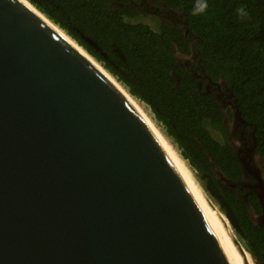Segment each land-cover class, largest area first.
I'll use <instances>...</instances> for the list:
<instances>
[{
	"label": "water",
	"instance_id": "obj_1",
	"mask_svg": "<svg viewBox=\"0 0 264 264\" xmlns=\"http://www.w3.org/2000/svg\"><path fill=\"white\" fill-rule=\"evenodd\" d=\"M0 264H234L134 106L21 0H0Z\"/></svg>",
	"mask_w": 264,
	"mask_h": 264
},
{
	"label": "trees",
	"instance_id": "obj_2",
	"mask_svg": "<svg viewBox=\"0 0 264 264\" xmlns=\"http://www.w3.org/2000/svg\"><path fill=\"white\" fill-rule=\"evenodd\" d=\"M30 1L151 107L199 173L210 171L212 157L222 172L238 180L242 169L236 153L208 128L221 129L218 101L199 91L194 73L177 56L178 51L186 56L194 49L196 64L201 58L210 78H224L232 85L243 115L257 128L264 157V0H207L209 7L200 15L192 14L196 0H152L180 11L185 26L170 22L143 0ZM241 6L248 14L244 18L237 11ZM148 15L160 20L158 30L138 20ZM197 70L204 73L201 67ZM225 194L251 254L262 260L264 229L252 220L243 195ZM248 199L261 211L257 196L249 194Z\"/></svg>",
	"mask_w": 264,
	"mask_h": 264
},
{
	"label": "flooded vegetation",
	"instance_id": "obj_3",
	"mask_svg": "<svg viewBox=\"0 0 264 264\" xmlns=\"http://www.w3.org/2000/svg\"><path fill=\"white\" fill-rule=\"evenodd\" d=\"M142 3L150 6L155 12L160 11L163 14L162 17L168 18L170 22L182 23L185 26L186 22L180 11L171 9L165 5H155L152 3V0H143ZM154 8L157 10H154ZM186 56L190 57V59L183 60H185L187 68L194 73L199 91L204 95H210V97L215 98L220 107L219 110L221 112L219 115L222 114L221 129H215L210 124L208 128L217 141L230 144L232 150L237 155L239 166L242 169L240 179L233 180L222 172L219 164L211 157L212 164L210 165V171L207 173L212 175L214 181L224 194L228 192L243 195L248 201L252 220L263 228L262 223H260L262 210L258 211L248 199L249 194L255 195L258 197L260 205L259 193L264 195V157L259 151L257 128L253 122L247 120L243 115L232 85L224 78H219L218 80L210 78L204 71L201 58L198 59L199 64H196L197 53L194 49ZM200 67L204 73L197 70ZM163 130L164 134L181 149L179 142L169 133L167 126L164 124ZM254 172H258L262 176L261 180L257 178ZM263 253L264 251L262 252V260H259L261 262L264 260Z\"/></svg>",
	"mask_w": 264,
	"mask_h": 264
},
{
	"label": "bare ground",
	"instance_id": "obj_4",
	"mask_svg": "<svg viewBox=\"0 0 264 264\" xmlns=\"http://www.w3.org/2000/svg\"><path fill=\"white\" fill-rule=\"evenodd\" d=\"M32 10H34L42 19H44L52 28H54L61 36H63L75 49L93 64L134 106L137 112L149 125L157 139L160 141L165 151L174 162L175 166L182 175L185 183L191 190L196 201L216 231L227 252L229 253L234 264H250V259L255 261L251 252L243 247L237 240L233 226L228 217L220 210L215 202L211 200L207 191L204 189L196 174L186 158L180 154L172 141L164 134L162 129L156 123L149 110L135 95L130 93L128 88L116 78L99 60H97L90 52H88L81 44H79L65 29L58 26L44 12L36 7L30 0H21ZM256 264V263H255Z\"/></svg>",
	"mask_w": 264,
	"mask_h": 264
},
{
	"label": "rangeland",
	"instance_id": "obj_5",
	"mask_svg": "<svg viewBox=\"0 0 264 264\" xmlns=\"http://www.w3.org/2000/svg\"><path fill=\"white\" fill-rule=\"evenodd\" d=\"M138 20H141V21H144V22H147V23H149L150 24V26L153 28V29H156V30H158L159 29V23H160V20L157 18V17H155V16H141V17H138ZM102 63V62H101ZM103 64V63H102ZM116 77V76H115ZM117 78V77H116ZM143 104H144V107L147 109V110H149V112H150V114L152 115V117L155 119V121H156V123L159 125V127L162 129V131L164 132V130H163V124L156 118V116H155V114H154V112H153V110L150 108V106L146 103V102H144V101H141ZM169 138V137H168ZM170 139V138H169ZM172 143L175 145V147L178 149V151L180 152V154L182 155V153H181V149L175 144V142L174 141H172ZM183 156V155H182ZM187 160V162L189 163V160L188 159H186ZM190 166L192 167V169L194 170V172H195V174H196V177L198 178V180L200 181V183L202 184V186H203V184H204V182L198 177V172L196 171V169L194 168V166H192L191 164H190ZM208 193V195H209V197L211 198V200L213 201V202H215L216 204H217V206L220 208V206H219V204H218V202L216 201V199L209 193V192H207ZM220 210L222 211V209L220 208ZM223 212V211H222ZM224 213V212H223ZM225 214V213H224ZM233 230H234V232H235V235H236V238H237V240L243 245V247L245 248V249H247V250H249V248H248V244H247V242H246V240L235 230V228L233 227ZM250 251V250H249ZM253 256V255H252ZM253 258H255L254 256H253ZM257 260V259H256ZM259 261V260H258ZM259 262H261V261H259Z\"/></svg>",
	"mask_w": 264,
	"mask_h": 264
},
{
	"label": "clouds",
	"instance_id": "obj_6",
	"mask_svg": "<svg viewBox=\"0 0 264 264\" xmlns=\"http://www.w3.org/2000/svg\"><path fill=\"white\" fill-rule=\"evenodd\" d=\"M208 7H209V5H208L207 0H196L195 4L193 6L192 14L193 15H200V14L206 12ZM237 11H238V14L241 16V18H244V17H246L248 15L246 10H245V8L243 6H241L239 9H237ZM177 56L182 58V59H190V57L183 55L179 51L177 52ZM190 164L191 163L189 162V166H190ZM181 181L183 183V180H181ZM250 264H255V261H252L250 259Z\"/></svg>",
	"mask_w": 264,
	"mask_h": 264
}]
</instances>
